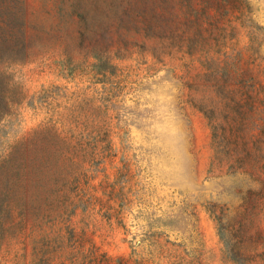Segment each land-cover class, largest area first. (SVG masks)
I'll use <instances>...</instances> for the list:
<instances>
[{"label":"rangeland","instance_id":"obj_1","mask_svg":"<svg viewBox=\"0 0 264 264\" xmlns=\"http://www.w3.org/2000/svg\"><path fill=\"white\" fill-rule=\"evenodd\" d=\"M200 1L0 0V264H264V0Z\"/></svg>","mask_w":264,"mask_h":264},{"label":"trees","instance_id":"obj_2","mask_svg":"<svg viewBox=\"0 0 264 264\" xmlns=\"http://www.w3.org/2000/svg\"><path fill=\"white\" fill-rule=\"evenodd\" d=\"M200 4L202 5V16L208 17L209 10L212 9L213 6H219V0H201ZM175 9V5H169L168 7L165 6L163 8L164 14L162 16L161 22L159 23V27L161 28L162 26L164 31L169 30V32L168 34H165L162 37L174 40V46H176L178 49L185 48L186 50H189L191 44L195 43L194 41L196 40L194 32H191L192 19H186L185 23L180 22L179 15L175 11ZM197 11L198 10L196 9L194 14H196ZM179 24H181V26L183 27V30L181 31L179 28L181 26H178ZM172 26L174 27L173 29H171Z\"/></svg>","mask_w":264,"mask_h":264}]
</instances>
